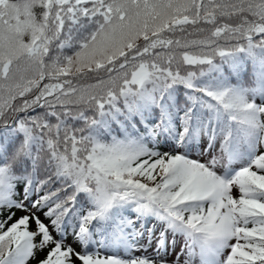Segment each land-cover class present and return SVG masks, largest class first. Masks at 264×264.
<instances>
[{
    "label": "snow or ice",
    "instance_id": "obj_1",
    "mask_svg": "<svg viewBox=\"0 0 264 264\" xmlns=\"http://www.w3.org/2000/svg\"><path fill=\"white\" fill-rule=\"evenodd\" d=\"M45 250L264 264V0H0V264Z\"/></svg>",
    "mask_w": 264,
    "mask_h": 264
},
{
    "label": "trees",
    "instance_id": "obj_2",
    "mask_svg": "<svg viewBox=\"0 0 264 264\" xmlns=\"http://www.w3.org/2000/svg\"><path fill=\"white\" fill-rule=\"evenodd\" d=\"M25 214H26V213H23V212H19V211H17V212H16V217H14L13 219L18 218L19 216H21V215H25ZM4 215L6 216L7 213L5 212ZM41 218L43 219V216H41ZM45 223H47V221H45ZM32 228L35 229V225H34V224L32 225ZM46 251H47V250H45V251H43V252H39V253H38V256H37V258H36V260H32V261H31V264H37V260L43 258V256L46 255Z\"/></svg>",
    "mask_w": 264,
    "mask_h": 264
}]
</instances>
